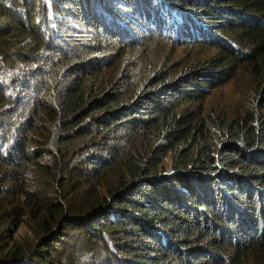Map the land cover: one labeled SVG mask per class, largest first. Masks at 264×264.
Masks as SVG:
<instances>
[{"label": "trees", "instance_id": "16d2710c", "mask_svg": "<svg viewBox=\"0 0 264 264\" xmlns=\"http://www.w3.org/2000/svg\"><path fill=\"white\" fill-rule=\"evenodd\" d=\"M121 1L140 13L106 26L121 11L105 0H0V264H264V0H214L215 13ZM198 16L233 45L207 43L219 53L179 70L127 48L117 72L93 65L70 36L80 22L97 44L116 33L141 50L142 27L164 31L156 18L176 43L211 34ZM231 64L253 75L257 103L205 114L195 103Z\"/></svg>", "mask_w": 264, "mask_h": 264}, {"label": "rangeland", "instance_id": "374dc122", "mask_svg": "<svg viewBox=\"0 0 264 264\" xmlns=\"http://www.w3.org/2000/svg\"><path fill=\"white\" fill-rule=\"evenodd\" d=\"M96 1V0H93ZM108 1L109 5L113 6L114 8H118V11H121V14H118L120 19L115 20L113 17L108 19L106 17H103L102 21L106 20V26L112 25L114 21L119 22L120 24H129V19L127 17H132L133 14L140 13L139 10H133L135 3L131 4V9L128 5L130 3L122 2L121 0H105ZM132 1V0H131ZM178 2L182 0H177ZM191 5L195 3L203 4V7H205V11L209 10L208 3L212 4L214 8H212V11H218L222 10L225 6L219 5L214 0H188ZM83 2H81L82 4ZM98 5L94 4L93 9L97 11L99 15L100 8H97ZM130 6V5H129ZM66 7L69 9H72V5L66 4ZM99 7V6H98ZM120 7H123V9H120ZM188 9V8H187ZM17 13L20 14V16H24L25 8L23 7H17ZM189 10V9H188ZM191 11V10H190ZM158 12H160V7L158 8ZM204 10L200 8L199 11L193 10V14H197L201 17H203L202 13ZM31 16V15H30ZM37 16L36 12L32 14V17ZM102 16V15H101ZM137 17V16H136ZM162 17H160L161 19ZM25 22L28 23V19L24 18ZM168 23L170 26L172 19L167 18ZM137 25H141L142 23H146L144 19L137 18ZM132 23V22H131ZM204 24H207V22H203ZM133 27L136 29L137 25L134 23ZM198 25V24H197ZM210 25V31L211 34L206 33L205 35L198 36L196 39H193L191 37H185V40L174 42L170 37H168L164 32H158L155 31L153 34L147 32L142 27L140 29V38L136 40L138 45L141 47V50H136L135 48H131V42H128L125 39L124 43H119L116 39H119V37H116L118 34H105L100 44H97L96 40L93 41V36L95 29L97 27H91L86 26L85 24H81L78 22L76 24V29L71 33V37L76 39H79L82 36H85L84 39L86 44L89 45V49L86 50L85 54H89L90 59H96V61H93V65H98L101 67H105V65L108 64L106 67H116L114 70L116 72L120 69L121 63L123 62L124 57L133 55L137 56L138 54H144L149 56L150 58V65H153L154 68L157 66L158 62L160 63L161 59H163V62L167 64V68H170L171 70H179L181 67H187L191 63L198 62H204L206 59L213 58L217 53H219L218 47H213L210 44L207 43H213V44H225V45H233L232 39L226 36L224 33L219 31L218 29H214V25ZM113 26H111L112 28ZM117 27V25H115ZM164 30L167 32V29L165 28L164 24L159 22V20L155 19V30L157 29ZM118 31V30H117ZM161 33V34H158ZM172 35V33L170 32ZM115 35V36H114ZM142 35V37H141ZM150 36V37H148ZM193 39V40H192ZM120 40V39H119ZM209 40V41H208ZM201 43V44H200ZM65 48L71 49V53H74L75 48L71 47L67 44H65ZM124 48H127L126 51H128L125 56L121 59L119 57L120 53L123 51ZM79 50V49H78ZM139 57V55H138ZM141 59V57H139ZM155 59V61H153ZM142 61V59H141ZM116 72L114 74H116ZM34 81V80H31ZM139 79L136 83H138ZM218 84L214 88H208V94L205 96L201 101H197L195 103V106H199L200 108L204 109L205 114L210 112L213 114H218L220 116H226L229 118H232L237 115L243 114L248 108H254V105L257 103V100L255 99L256 91L254 88V82L255 78L252 74L249 73V70L246 68L243 64H231L229 67H227L226 72L219 76V79H217ZM217 81L215 83H217ZM214 83V84H215ZM29 85H33L31 82ZM30 88V86H29ZM32 94V93H30ZM29 93H25V96H30ZM24 96V98H25ZM264 108V107H263ZM264 112V109H263ZM169 159L167 158L163 165H165V168L167 170V173H170V166H169ZM165 170V169H164ZM242 204L247 205L246 198L244 197L242 199ZM245 202V203H244ZM241 205L237 206L242 207V209L245 211L246 206ZM244 219V218H242ZM25 228L19 227L18 231L16 232L19 236H23L25 234ZM233 230V229H232Z\"/></svg>", "mask_w": 264, "mask_h": 264}, {"label": "clouds", "instance_id": "9594fccd", "mask_svg": "<svg viewBox=\"0 0 264 264\" xmlns=\"http://www.w3.org/2000/svg\"><path fill=\"white\" fill-rule=\"evenodd\" d=\"M182 8V7H181ZM185 10H187V8L185 9ZM191 12H192V10H191ZM193 14V13H192ZM167 18H170V19H172V22H171V25L172 24H174L173 25V28L174 29H176V22H175V18H174V15L171 13V14H169L167 17H166V19ZM203 22H207L205 19H201L199 16H198V21H197V23L199 24V23H202V24H204ZM204 25H208L209 26V28H210V25H209V23H207V24H204ZM210 30V29H209ZM165 34H166V32L165 31H163Z\"/></svg>", "mask_w": 264, "mask_h": 264}, {"label": "bare ground", "instance_id": "6f19581e", "mask_svg": "<svg viewBox=\"0 0 264 264\" xmlns=\"http://www.w3.org/2000/svg\"><path fill=\"white\" fill-rule=\"evenodd\" d=\"M182 20H183V19H182V17H181V18H180V21L182 22ZM197 21H198V17H197L196 20H194V22H195L196 25L198 24ZM175 22H176V25H177L178 22L176 21V19H175ZM198 25H201L203 28H206V25H204V24H202V23H199ZM198 25H197V26H198ZM181 28H182V29H185V28H183V27H181ZM192 28H193V27H192ZM187 29H191V28H187ZM191 31H193V33H194L195 30H191ZM181 39H183V38L181 37Z\"/></svg>", "mask_w": 264, "mask_h": 264}]
</instances>
